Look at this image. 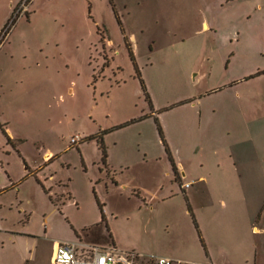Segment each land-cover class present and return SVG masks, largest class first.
<instances>
[{
    "label": "rangeland",
    "instance_id": "obj_1",
    "mask_svg": "<svg viewBox=\"0 0 264 264\" xmlns=\"http://www.w3.org/2000/svg\"><path fill=\"white\" fill-rule=\"evenodd\" d=\"M257 1L262 10L256 0H31L0 45V127L25 139L22 157L1 129L0 151L10 149L14 176L23 158L56 153L46 176L63 204H44L33 176L22 179L25 204L1 211L0 264H20L21 251L49 264L54 243L72 240L264 264ZM14 5L0 0V29ZM101 216L108 232L92 227Z\"/></svg>",
    "mask_w": 264,
    "mask_h": 264
},
{
    "label": "crops",
    "instance_id": "obj_2",
    "mask_svg": "<svg viewBox=\"0 0 264 264\" xmlns=\"http://www.w3.org/2000/svg\"><path fill=\"white\" fill-rule=\"evenodd\" d=\"M18 1L19 0H7V2L9 3V6H12V4L16 5L18 3ZM255 5L257 8H260L261 10L263 9L260 1L258 2L256 0ZM9 6L6 10L7 12L10 11ZM14 6H13V8H14ZM6 14H8V13H6ZM26 18L27 19L29 18V14ZM206 26L208 27V25H206ZM6 40H7V38H6ZM0 129H1V132L4 136V138H5V143L7 145H11V147L19 154V156L22 157V154L20 152V147H21L20 144H24L23 142H25V139L22 137L14 136L6 126L4 128L0 127ZM10 152L11 151L9 148H6V149L0 151V220L2 219L1 218V211L3 208L10 206L12 204H25L23 199H22V196L18 197V195H19L18 193L20 191L19 182L22 179L27 178V177L33 176V178L39 184L41 191L43 193L42 194L43 198L45 200V201H43L44 204H63V199L59 200L57 198L59 196L63 197V193L56 190V188H55L56 186H54V183L56 181H54V179L52 178V174L48 173V175L46 176V173L48 172L49 164L54 159L57 158L56 153H53L52 151L48 150L47 148L43 149L42 150V158H40V162L36 163L35 165H30L28 163V161L25 158H23L22 162L24 165V169H22V173L20 175L14 176L12 174V172L10 171V169L7 166L6 167L4 166L5 162L3 159L4 158L3 154H8ZM182 175H183V173H182ZM46 180L51 181V182L48 184L46 182ZM12 191H15L16 196L7 198L8 197L7 195H9ZM69 198H73V197L69 196V193H68V199ZM76 200L77 199L74 198V201H72V202H75V204H77ZM253 229L255 231L259 230V228L255 225L253 226ZM8 237H10V235ZM13 239H15V237H12L10 240H13ZM55 243H54L53 251L55 248ZM110 245H112L115 248L112 240H111ZM53 251H52V254H53ZM170 252H171V249L168 248L167 246H164L161 248V253H159V254H160V256H167V257L174 258V257H172ZM12 253H14L12 255L13 258L16 259L18 257L20 264H27L29 262L28 261V257H29L28 251L27 252L21 251V252H19L18 255L15 254V252H12ZM52 254L49 257V264H51ZM197 262H199V261H197ZM9 264H11V263H9ZM13 264H15V263H13Z\"/></svg>",
    "mask_w": 264,
    "mask_h": 264
},
{
    "label": "built area",
    "instance_id": "obj_3",
    "mask_svg": "<svg viewBox=\"0 0 264 264\" xmlns=\"http://www.w3.org/2000/svg\"><path fill=\"white\" fill-rule=\"evenodd\" d=\"M31 0H19L12 10V18L16 20L24 15ZM16 22V21H15ZM11 18L0 30V45L5 41L13 27ZM79 136H71V144L79 141ZM188 186L189 184L186 183ZM135 255L123 252L112 245L88 243L80 240L57 241L51 258V264H134ZM153 264H212L210 261L195 262L175 259L167 256H147Z\"/></svg>",
    "mask_w": 264,
    "mask_h": 264
},
{
    "label": "trees",
    "instance_id": "obj_4",
    "mask_svg": "<svg viewBox=\"0 0 264 264\" xmlns=\"http://www.w3.org/2000/svg\"><path fill=\"white\" fill-rule=\"evenodd\" d=\"M13 14V13H12ZM12 14H11V16H10V18H11V22L12 23H15V21H16V18H12ZM9 18V19H10ZM1 126V125H0ZM99 145H100V149H101V151H102V156H103V160L105 159V151H104V147H103V143H102V140H101V138H99ZM101 224H103V226H104V228L106 229V231L108 232V229H107V225L105 224V222H104V220H103V217L101 216V219H100V221L98 222V223H96L95 225H93L92 227H94V228H96V230H98L97 232H99L100 233V225ZM108 236L110 237V235L108 234ZM134 264H153L152 262H151V260H149L147 257H145V256H139V255H135V262H134Z\"/></svg>",
    "mask_w": 264,
    "mask_h": 264
},
{
    "label": "bare ground",
    "instance_id": "obj_5",
    "mask_svg": "<svg viewBox=\"0 0 264 264\" xmlns=\"http://www.w3.org/2000/svg\"><path fill=\"white\" fill-rule=\"evenodd\" d=\"M205 27H207V26L205 25Z\"/></svg>",
    "mask_w": 264,
    "mask_h": 264
}]
</instances>
